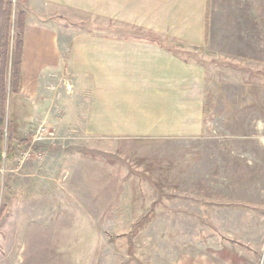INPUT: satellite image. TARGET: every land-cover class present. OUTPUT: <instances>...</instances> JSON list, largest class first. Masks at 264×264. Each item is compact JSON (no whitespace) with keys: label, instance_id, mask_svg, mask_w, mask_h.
I'll use <instances>...</instances> for the list:
<instances>
[{"label":"rangeland","instance_id":"obj_1","mask_svg":"<svg viewBox=\"0 0 264 264\" xmlns=\"http://www.w3.org/2000/svg\"><path fill=\"white\" fill-rule=\"evenodd\" d=\"M5 2L12 45L17 12L42 6ZM48 13L64 67L14 93L8 53L0 264H264V76L177 49L208 65L200 131L110 135L89 124L90 81L70 62L76 38L104 37V15Z\"/></svg>","mask_w":264,"mask_h":264},{"label":"crops","instance_id":"obj_2","mask_svg":"<svg viewBox=\"0 0 264 264\" xmlns=\"http://www.w3.org/2000/svg\"><path fill=\"white\" fill-rule=\"evenodd\" d=\"M37 1L43 12L50 4L104 15V37L76 38L70 62L90 81L89 124L110 135L200 131L208 65L177 49L199 50L234 76H264V0ZM5 3L0 0V49ZM42 11L41 17L26 11L21 90H38L40 78L64 67L51 16Z\"/></svg>","mask_w":264,"mask_h":264},{"label":"trees","instance_id":"obj_3","mask_svg":"<svg viewBox=\"0 0 264 264\" xmlns=\"http://www.w3.org/2000/svg\"><path fill=\"white\" fill-rule=\"evenodd\" d=\"M12 19V6L9 2L5 3L4 6V24L3 32L1 38V49H0V131L4 123V113H5V69L7 66V59L9 57V49L11 46L10 54V85L14 93H18L20 87V67L22 61V50H23V33H24V19L25 13L23 11H18L15 15L16 29L17 32L13 36V44L10 45L9 39V29ZM1 141V134H0ZM8 155L11 157L14 148L12 147L11 140L8 141ZM1 148V146H0Z\"/></svg>","mask_w":264,"mask_h":264}]
</instances>
